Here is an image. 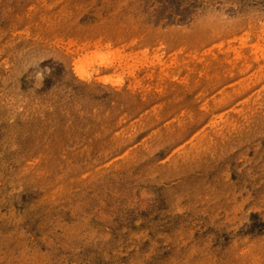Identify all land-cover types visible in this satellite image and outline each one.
I'll list each match as a JSON object with an SVG mask.
<instances>
[{"label":"rangeland","instance_id":"obj_1","mask_svg":"<svg viewBox=\"0 0 264 264\" xmlns=\"http://www.w3.org/2000/svg\"><path fill=\"white\" fill-rule=\"evenodd\" d=\"M0 264H264V0H0Z\"/></svg>","mask_w":264,"mask_h":264}]
</instances>
